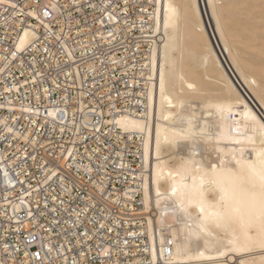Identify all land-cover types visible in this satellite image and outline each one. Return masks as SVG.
I'll return each instance as SVG.
<instances>
[{
	"label": "bare ground",
	"instance_id": "6f19581e",
	"mask_svg": "<svg viewBox=\"0 0 264 264\" xmlns=\"http://www.w3.org/2000/svg\"><path fill=\"white\" fill-rule=\"evenodd\" d=\"M121 2L123 12L128 4L133 7L134 25L111 14L101 22L117 21L120 39L131 27L138 31L135 51L123 42L121 56L103 58L101 64L97 61L102 55L92 47L83 48L75 63L66 48L67 56H53L44 67L34 56L24 61L18 55L37 38L27 26L14 30L9 47L0 42V142L5 143L0 146V165L15 168L9 152L26 156L12 148L55 144L58 154L44 151L31 162H51L63 151L84 159L77 169L101 178L104 186V178H118L122 189L114 193L119 195L120 217L128 219L120 225L136 226L133 230L139 234L134 235L142 238L141 254L131 264H262L259 178L254 177L253 196L251 182L241 183L233 173L246 174L249 161L256 159L251 149L261 147L264 0ZM28 15L41 28L52 19L34 11ZM12 22L16 23L9 17L1 25ZM96 33L102 36L99 29ZM115 34L113 29L103 41L113 47ZM14 70L23 79L16 78ZM114 70L118 76L112 75ZM100 77L104 82L98 85ZM27 99L47 106L33 108ZM38 133L48 138L38 139ZM249 137L255 145L248 143ZM22 142L27 145L20 146ZM221 160L222 170L212 173L210 164L219 168ZM16 174L18 184L0 182V216L10 222L6 227L0 224V264H13L17 248L5 240V229L28 224L33 205L43 213L52 210L44 207L45 201L37 202V187L24 190L19 185L23 177ZM101 186L92 182L87 195ZM129 221L138 224L129 226ZM216 221L225 226L217 227ZM127 233L122 229V236ZM27 247L23 244V251Z\"/></svg>",
	"mask_w": 264,
	"mask_h": 264
},
{
	"label": "built area",
	"instance_id": "2783aa9c",
	"mask_svg": "<svg viewBox=\"0 0 264 264\" xmlns=\"http://www.w3.org/2000/svg\"><path fill=\"white\" fill-rule=\"evenodd\" d=\"M122 4L121 0H2L0 2V42H5L9 47L12 45V38L17 34L14 30L27 26L34 29L37 38L34 40L33 46L18 55V57H24V61L27 56L30 58L34 56L41 67H44V61H49L53 56L59 60H62V56H67L64 49L66 48L76 57L73 59L75 63L80 60L77 56L84 53L83 48L92 47L94 53L102 55V58L97 61L98 64H101L100 60L107 59L108 56L120 57L124 51V46L121 45L123 42L131 44V49L136 43L138 31H134L132 27L130 31L127 30L125 38L120 39L115 31L117 21L114 20L111 25L101 22V20L108 21L107 15L111 14L115 17L125 18L128 24L134 25L133 7L128 4L127 11L123 12ZM137 7L135 6L134 9L137 10ZM29 11L38 14L47 12L49 14L47 19L52 17L49 26L41 24L42 28L39 27L37 19L28 15ZM9 17H12L16 23L12 22L7 27L1 25ZM98 29L102 34L101 37L96 33ZM113 29L116 34L112 47L108 46L103 39L105 35L110 36L108 34ZM7 35L11 38H8ZM62 43H64V47ZM87 54L89 55L88 51ZM28 65L31 66V64ZM63 67L66 68L67 65ZM14 75L16 78L23 79L18 70H14ZM112 75L118 76L117 71L114 70ZM101 79L100 77L98 80ZM103 82V80L98 81V85ZM113 84H115V88L120 87L116 81H113ZM85 86L91 87L86 84ZM56 97L57 94H54L53 98L56 99ZM26 103L33 108L36 105L38 109L47 106L46 102H34L29 99ZM37 137L43 140L48 138L47 135L42 136L40 133L37 134ZM3 145L5 143L1 141L0 146ZM23 145H27V143L22 142L20 146ZM58 149L59 147L55 144L53 147H38V143L36 146L23 150L12 148V152L23 151L26 156H22L23 153L13 156L9 152L7 155L16 163L15 168L11 170L0 165L1 183L5 180V185L8 186L10 182L18 184L16 173H19L23 177V181L19 185L24 190L29 186H36L37 192H39L36 197L37 202L40 199L45 201L46 209L52 208L48 213H43L39 211L37 205H33L32 215L26 217L30 219L28 224H22L19 229L11 228L9 231L5 229L6 236L9 235L5 237V240L9 241L12 246L17 245V248L14 249V257H12L13 264H25V262L26 264H41V261H45L47 264L133 263L132 258L141 254L138 246L139 243H142V238L140 236L137 239V236L134 235L139 234L133 230L136 226L126 228L120 225V223L125 224L123 221L128 219L120 217L123 212L120 210L119 195L114 193L122 189L118 178L114 176L111 180L107 177L104 178L106 182V186H104L101 178L77 169L79 163L85 164L84 159L63 155V151L59 158L52 159L51 162L42 164L31 162L34 155L50 150L58 154ZM79 149L82 150L83 147H79ZM20 157L23 159H19ZM59 159L63 162H57ZM110 167L106 171H110ZM4 168H6L5 172L2 170ZM92 182L102 186L100 190L93 192L90 196L87 195V192L90 190ZM67 190L69 193H66ZM70 194L73 195V198ZM18 215L24 217L25 213L20 211ZM36 216L38 219L35 218ZM0 224L8 226L9 219L5 215L0 216ZM13 224L11 223V225ZM135 224L129 221V226ZM122 229L128 231L124 236L121 234ZM23 244L28 246L25 251H23Z\"/></svg>",
	"mask_w": 264,
	"mask_h": 264
},
{
	"label": "snow or ice",
	"instance_id": "6c2138e0",
	"mask_svg": "<svg viewBox=\"0 0 264 264\" xmlns=\"http://www.w3.org/2000/svg\"><path fill=\"white\" fill-rule=\"evenodd\" d=\"M0 2H2V0H0ZM13 7H15V4H13ZM44 15L47 16L48 13L45 12ZM161 89L163 90V74H161ZM251 123L253 125L255 124V118L254 117L251 118ZM259 132L261 135V140H260L261 147L259 149H257L256 147H253L251 149L252 152L256 153L255 161H249V167L247 169L246 174L243 172H241V173L234 172L233 175L236 176V178L241 183H245L246 181L251 182V187H250L249 191L252 193L253 196L255 195V189L257 187L255 180H254V177L258 176V178H259V192H260V201H259L260 221H261V230L264 231V122H262L260 124ZM232 142L236 143V144L242 143V141L239 139H234ZM248 143L255 145V140L252 137H249ZM243 150L244 149L242 148L241 151H243ZM223 164H224V161L221 160V165L218 168V165L215 162H212L210 164V171L212 173H216L218 170H222ZM199 170L200 169L197 168V171H199ZM200 210H201V212H203L202 206H201ZM236 211H238V209ZM215 223H216L217 227L225 226V224H222L219 221H216ZM247 238L249 241L252 239L251 231H249ZM259 245L261 248V254L264 255V239L260 240ZM234 250L240 251L242 249L240 247H236ZM243 250H249V249H247L245 247ZM221 255H223V253H221ZM25 264H26V262H25ZM41 264H47V262L41 261ZM156 264H159V262L156 261ZM225 264H226V262H225ZM241 264H244V262L241 261ZM262 264H264V261H262Z\"/></svg>",
	"mask_w": 264,
	"mask_h": 264
},
{
	"label": "rangeland",
	"instance_id": "374dc122",
	"mask_svg": "<svg viewBox=\"0 0 264 264\" xmlns=\"http://www.w3.org/2000/svg\"><path fill=\"white\" fill-rule=\"evenodd\" d=\"M246 99L248 100V102H249V104H250L251 101H250L248 98H246ZM250 105H252V108H253V107H254V109L256 108L255 105H253V102H251ZM256 109H257V108H256ZM256 109H255V111H257V113H259V111L256 110ZM259 115H260V117H261L262 119H264L263 116L261 115V113H259Z\"/></svg>",
	"mask_w": 264,
	"mask_h": 264
}]
</instances>
